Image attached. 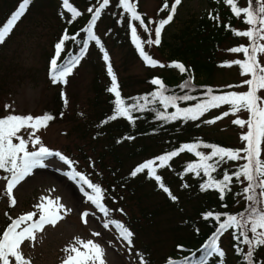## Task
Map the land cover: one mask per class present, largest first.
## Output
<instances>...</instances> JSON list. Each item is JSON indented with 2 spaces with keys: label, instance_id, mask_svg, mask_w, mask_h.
Instances as JSON below:
<instances>
[{
  "label": "rangeland",
  "instance_id": "obj_1",
  "mask_svg": "<svg viewBox=\"0 0 264 264\" xmlns=\"http://www.w3.org/2000/svg\"><path fill=\"white\" fill-rule=\"evenodd\" d=\"M19 1L21 0H0V15L9 9L8 6L11 3L14 9L20 4ZM135 1L145 15L152 18L149 23L150 32L148 35L139 27L138 34L142 40H147L149 37L154 39L157 21L166 18L168 13L160 9L159 0ZM212 3V0H182L173 21L162 31L160 46L145 44L153 58L164 64L165 67H147L140 57L132 54L126 41L119 43L111 39L107 33L108 26L112 21H115L114 17H119L120 10L113 15L110 6H108L104 10L103 16L101 15L102 17L98 19L94 31L109 53L113 71L117 76L119 91L129 93L144 88L146 77L149 74L160 75L168 80L179 75L178 69L168 65L174 62V58L182 59V54L179 51L182 49V45L179 44L181 41L188 42L189 37L192 36L191 27L202 12L205 17H207L205 11H208L209 14L212 13ZM73 7L82 14L87 13L88 7L77 0L74 1ZM69 14L57 2L54 5H43L30 10L17 22L6 41L0 44V117L8 114L42 115L45 110L51 107L56 108L57 97L55 94L57 90H60V93L63 92L67 98V105H65L64 98L60 94V108L63 115H56L46 128L37 133L41 137L42 143L67 156L74 161L76 170L85 174L93 183L101 185L105 191L104 203L113 210L111 219L121 221L131 230L128 220L133 215L140 222L142 228L136 233L131 230L135 238V243L132 245L119 237L118 230L114 226L110 225L108 229H105L103 222L107 218L94 205L86 201L76 184L63 175V172L68 170V166L57 158L50 159L49 167L34 170L31 176L17 185L13 190V195L17 200L15 206L9 204L5 193L6 181L3 179L4 176L0 177V228L4 229L11 222L8 216L16 218L29 211H37L34 206L40 202L42 196L60 197V202L71 211L64 214V218L58 221L55 226L46 225L43 231L36 234L35 241H27L22 245V251L26 257L31 259V264H61L66 255L63 249L71 244L76 237L84 240L92 239L100 243L105 249L106 264H140L141 257L146 264V257L150 254L153 257L159 256L157 258L161 260L164 258L161 255L169 254L177 237H181L183 234L181 229L174 233L171 232L172 223L179 221L180 215L176 212L173 215L174 211L164 207H156L163 196L160 192L152 191L148 182L137 185L132 193L126 187L128 183L117 177H126L127 172L132 169L134 162L138 159L123 160L122 165L113 172L112 159L114 158L104 150L107 139L92 140L90 130L85 128L88 126L89 116L94 110L92 82L94 78L103 84L107 80L102 72L103 69L107 70L106 62L103 60V54L99 47L95 49L89 47L80 65L68 78L67 84H52L50 81L49 62L55 43L58 42L67 22L71 19V13ZM189 25L191 26L188 27ZM232 47L234 45L227 43L221 45L217 51L220 60L214 71L209 76L195 71V77L199 80H210L217 85L226 86L232 82H234L232 86L241 85L242 80L247 77L241 76L239 66H222L225 61L241 59L240 53L228 51ZM107 83L110 85L111 80L108 79ZM104 88L108 89L107 86ZM232 88L244 90L247 86ZM260 95L264 96V91ZM5 105L11 107L5 109ZM237 115L243 119L248 117L246 111H241ZM237 115L230 114L205 127L206 132L232 143L240 141L246 126L241 128L232 123ZM25 138H27L26 135ZM239 143L243 144L244 142ZM29 149L32 150L31 145H29ZM82 152L85 157L82 156ZM85 189L88 190L86 186ZM138 194L142 195L137 198ZM186 208L184 205L182 210L185 211ZM119 209H123V212L118 211ZM86 210L94 213L86 218L87 223L81 217V214ZM141 210L149 214L147 220L142 216ZM34 219H38V214ZM149 220H152L150 224ZM94 232H99L100 235L94 236ZM175 233H179V235H175ZM144 244L147 245L144 246ZM141 247L144 249L141 250ZM259 251L264 253V247Z\"/></svg>",
  "mask_w": 264,
  "mask_h": 264
},
{
  "label": "snow or ice",
  "instance_id": "obj_2",
  "mask_svg": "<svg viewBox=\"0 0 264 264\" xmlns=\"http://www.w3.org/2000/svg\"><path fill=\"white\" fill-rule=\"evenodd\" d=\"M110 2L111 0H102L98 6L87 9V12L92 13V16L86 28L81 29V31L86 32L85 39L78 40L79 32L70 35L67 29L64 30L58 42L54 45V55L49 62L51 83L67 84L68 78L80 65L82 58L88 51L89 42H94L103 54L107 73L111 78V86L108 91L115 95L113 114L102 123L106 124L118 118H125L130 123H135L139 118L135 114L145 111H154L156 119L164 122L197 121L210 110L219 109L225 105L228 106L229 110L223 112L222 115L205 121V123L211 124L230 114L237 115L241 111H246L248 113L247 119L240 118L237 115V118L232 121L233 124L241 128L246 126V131L241 134V141L244 142L242 148L234 149L200 141L184 143L176 150L168 151L154 159L141 163L131 172V176L135 177L147 170V175L158 183L159 188L170 199L175 201L177 197L165 186L162 177L158 174V169L170 166L169 162L174 157L186 151L194 153L197 160L188 163L184 171L196 176L203 174L207 177L206 181L200 185L201 191L215 190L218 192L219 199L224 201L228 194L233 193L234 181L243 185L240 191L235 193L236 196H242L243 198L245 203L243 210H238L235 213L209 210L202 214L204 220H214L217 227L208 242L203 246V255L194 264H208L209 257H219L217 264H225L226 253L220 247L219 239L229 230H232L233 239L237 241L235 251L240 254L243 264H258L259 250L264 247V96L260 95L264 91V0H246L244 6H239V0H224V3L230 6L233 15L236 18H242V22L246 25L243 30L231 28V25L228 27L234 35L247 38L248 43L228 50L232 53H242L243 59L225 61L222 66L238 65L241 76L248 78L243 79L241 85H229L228 87L247 86V90L214 94L213 89L208 88L204 98L199 99L189 107H180L178 101H192L197 100V98L189 94L180 96L166 94L168 89L160 78L152 79L151 83L156 85L157 88L149 95L128 99L122 98L109 53L94 31L97 20ZM181 2L182 0H174L169 8V4L165 0L162 10H167L168 14L166 18L158 21L154 29L155 38L149 37L147 40H142L138 35V26L132 22H138L145 32H150V29L141 13L138 12L137 3L135 0H118L119 6L129 20L132 41L138 50L139 56L148 66L165 67L164 64L148 54L145 50V44L149 46L160 45L162 31L173 21ZM30 3L31 0H23V3L11 15L7 23L0 27V44L6 41L17 22L25 15L26 7ZM63 7L71 13V19L68 23L74 22L82 15L69 3V0H63ZM214 19H218V17H214ZM69 41L82 43L83 46L80 48L78 55L67 57L61 61L66 42ZM168 66L178 69L181 73L187 71L185 65L179 62H172ZM190 83V79L186 80L181 88H189ZM61 96L64 98L65 105H67V98L63 92ZM155 104L162 105L165 111L152 108L151 106ZM10 107V105H5V109ZM169 107L175 110L168 113L167 109ZM54 119L55 117L49 113L39 116L8 114L0 117V170L8 173L3 179L6 181L5 193L9 199V204L11 206L17 204V200L13 195V190L17 185L31 176L34 170L49 167L48 161L50 159L57 158L68 166V170L64 171L63 175L76 184L86 201L94 205L107 218L103 222V227L108 229L110 225L114 226L118 230L119 237L130 244L134 234L124 223L110 218L113 210L104 203L105 191L101 185L93 183L85 174L76 170L74 161L67 156L48 148L42 143V139L37 133L46 128L49 122ZM25 135L27 138H25ZM124 139H133V137L128 136ZM29 145L32 146V150L29 149ZM200 149H209L210 152L206 153ZM239 161L243 162L238 163L231 172L224 168L230 162ZM217 173L219 175H216ZM85 186L88 190L85 189ZM60 199V197L42 196L40 202L34 206L37 211H29L16 218H12L5 213L11 222L0 233V264H31V259L26 257L22 251V245L27 241H35L36 234L43 231L46 225L55 226L58 221L64 218V214L71 211L60 202ZM224 207L227 208L228 205L224 204ZM118 211L123 212V209ZM37 214L38 219H34ZM89 215H94V213L86 210L81 214L85 223H87L86 218ZM196 230L199 231V229ZM93 235L99 236L100 233L94 232ZM63 251L66 255L61 264H106L104 247L92 239L84 240L76 237ZM194 255L195 253H193ZM140 264H145L143 257H141ZM167 264H179V262L169 259Z\"/></svg>",
  "mask_w": 264,
  "mask_h": 264
},
{
  "label": "trees",
  "instance_id": "obj_3",
  "mask_svg": "<svg viewBox=\"0 0 264 264\" xmlns=\"http://www.w3.org/2000/svg\"><path fill=\"white\" fill-rule=\"evenodd\" d=\"M74 1L72 2L69 0V3L73 6ZM77 1L88 8H94L102 2V0ZM90 1H92V3H90ZM159 1V7L162 10L165 0ZM212 1V13L209 14L208 11H205L207 15V17H205L202 12L195 24L191 27L190 33L192 36L189 37L188 42L184 43V41H181V44H179L182 45V49H178L182 54V59L174 58V62L184 64L187 71L183 73L180 72L179 75L173 76L174 79L172 80L165 79L160 75L149 74L146 77V86L144 88L129 93L122 92V98L128 99L132 97L149 95L157 88L156 85L151 83L152 79L154 78H160L162 80L168 89V92L166 93L168 95L180 96L189 94L197 98V100L192 101H178V105L180 107H189L194 105L199 99L204 98V94L208 88L213 89L214 94H222L227 91L242 92L247 90V88L244 90H235L233 88H229L228 86L233 85L234 82L223 86L213 84L210 82V80H199L195 77V71H199L204 75L208 74V76L214 71L217 62L220 60V56H218L217 51L224 43H227L228 45H234V47L242 44L246 45L248 43L247 38L234 35L232 30L228 27L231 25V28L237 30L245 29L246 25L242 22V18H236L231 12L230 6L226 5L224 0ZM19 2L21 4L23 3V0ZM55 2L63 6V0H31V3L26 7L25 13L43 5H54ZM167 2L170 8L171 3L174 2V0H167ZM20 4L15 6L13 9V4L11 3V5L8 6L9 9L0 15V27L7 23L8 19L18 9ZM75 4L78 5V3ZM245 4L246 0H239V6H244ZM109 6L113 15H115L118 10H120V15L118 18L114 17L115 21H112L108 26L107 33L115 42L122 43L123 41H126L130 46L132 54L134 56L140 57L138 50L136 49L131 38L129 20L126 18V14L123 12L122 8L119 6L118 0H111ZM137 10L141 13L145 23L148 24L149 27V22L152 21V18L145 15V13L139 8L138 4ZM163 11L167 12V10ZM103 12L101 14L102 16ZM67 13L69 14V12ZM91 16L92 13H84L74 22H67L65 29L68 30L70 35L79 32L80 36L78 37V40H83L86 38V32L81 31V29L86 28L87 24L91 20ZM214 17H218V19H214ZM132 23L136 24L140 29L143 30V28L139 26L138 22L133 21ZM190 26L191 25L188 27ZM145 34L148 35V32H145ZM210 39L214 41H211ZM82 46V43H75L71 41L66 42L65 51L61 55V61L65 60L67 57L78 55ZM90 46L91 49L98 47L94 42H89V47ZM159 46L160 45H157V47ZM176 48L178 47L176 46ZM145 50L153 57L151 51L147 49L146 46ZM53 55L54 51L51 55V58ZM240 55L241 59H243V54L240 53ZM144 64L147 65L145 62ZM147 67L151 66L147 65ZM102 72L107 80H111L107 70L103 69ZM189 79L191 80L189 88H181V85H183L184 82ZM107 80L103 84L97 78H94L92 82L94 89L92 105L94 110L89 116L90 121L88 126L85 128L90 130V136L92 140L107 139V144L104 147V150L114 158L112 159V165L114 166L112 169L113 172L122 165L123 160L128 158L138 159L136 162H134L132 169L127 172L126 177H117L128 183L127 186L126 184H124V186H126L132 192L137 185H141L143 182H148L151 185L152 191L160 192L163 196L162 200L156 207H164L168 210L174 211L173 215L176 213L180 215L179 221L172 223L171 232L174 233L176 230L179 231V229H181L183 234L181 237H177L171 252L166 255H161L164 257L161 260L157 258L159 256L153 257L150 254L146 257V264H157L159 262L160 264H167L169 259L178 261L179 264H194V262L199 260L203 255V246L208 242L209 238L217 227V224L214 220H204L202 218V214L209 210L214 212L228 211L229 213H235L238 210H243L245 203L242 196L235 195V193L240 191L243 185L234 181L233 193L228 194L224 201L219 199L218 192L215 190L201 191L200 185L206 181L207 177L203 176V174H201V176H196L195 174L186 173L184 171L188 163L196 162L197 160V157H195L194 153H188L186 151L179 154L177 157H174L169 162L170 166L163 169H158V174L162 177L165 186L168 187L172 194L177 197L175 201L170 199V197L159 188L158 183L147 175V170L135 177L131 176V172L141 163H144L149 159H154L155 157L165 154L168 151L176 150L184 143L200 141L234 149L242 148L244 143H239L241 142V139L238 142L232 143L224 138H219L214 134L207 133L205 129V127L213 124L205 123V121L222 115V113L228 111L229 108L225 105L221 106L219 109L210 110L197 121L184 122L178 120L175 122H164L162 120L156 119L154 111H145L135 114L139 117L135 123H130L125 118H118L105 124L102 123V121H105L110 115L113 114L115 100V95L110 93L108 89L104 88V86H107L108 88L111 86V84H108L109 81L107 83ZM60 92V90H57L55 94L57 97L56 108L51 107L45 110V113L52 114L54 117L62 113V109L60 108ZM151 107L159 111H165L163 106L159 104L152 105ZM174 110V108L169 107L167 112L170 113ZM128 136L133 137V139H124ZM200 150L205 151L206 153L210 152L209 149ZM82 156L85 157L83 152ZM242 162L243 161L230 162L229 165L224 166V168L231 172L235 169L238 163ZM5 174L6 172L0 170V177L5 176ZM216 175H219V173ZM131 180H133V182H131ZM185 185H187V187H185ZM141 195L142 194H138L137 198H139ZM237 201L239 202L237 203ZM224 204H227L228 207L225 208ZM184 205L187 207L185 211L182 210ZM141 214L145 220L149 218V214L146 211L144 212L141 210ZM128 221L133 232L136 233L141 230L142 225L140 222H138L135 216L131 215ZM151 222L152 220H149V224ZM196 229H199V231ZM2 231L3 228L1 227L0 233H2ZM175 235H179V233H175ZM223 238L224 241L222 243ZM134 239L135 238L133 235L130 243L131 245L135 243ZM236 244L237 241L233 239L232 230L225 232L220 237L219 245L226 253L224 258L225 264H243V261L240 259V254L235 251ZM145 245L147 244H144V246ZM143 249L144 248L141 247V250ZM193 253H195L194 256ZM218 260L219 257H209L208 264H217ZM257 260L258 264H264L263 252L260 253L259 251Z\"/></svg>",
  "mask_w": 264,
  "mask_h": 264
}]
</instances>
